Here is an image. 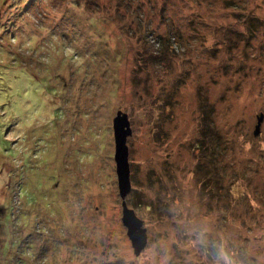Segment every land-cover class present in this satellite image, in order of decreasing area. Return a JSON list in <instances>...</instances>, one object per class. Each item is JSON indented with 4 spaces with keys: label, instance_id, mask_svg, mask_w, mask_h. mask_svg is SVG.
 Wrapping results in <instances>:
<instances>
[{
    "label": "rangeland",
    "instance_id": "374dc122",
    "mask_svg": "<svg viewBox=\"0 0 264 264\" xmlns=\"http://www.w3.org/2000/svg\"><path fill=\"white\" fill-rule=\"evenodd\" d=\"M261 112L264 0H0V264H264Z\"/></svg>",
    "mask_w": 264,
    "mask_h": 264
},
{
    "label": "water",
    "instance_id": "95a60500",
    "mask_svg": "<svg viewBox=\"0 0 264 264\" xmlns=\"http://www.w3.org/2000/svg\"><path fill=\"white\" fill-rule=\"evenodd\" d=\"M264 114L261 112L257 119L254 134L260 132ZM113 131L115 140L114 160L116 162V173L118 179L119 193L122 198V222L127 228V234L131 240L134 252L139 255L146 247L148 241L147 229L143 220L136 214L126 201V196L131 190L129 148L127 137L132 133L128 114L119 110L113 119Z\"/></svg>",
    "mask_w": 264,
    "mask_h": 264
},
{
    "label": "clouds",
    "instance_id": "9594fccd",
    "mask_svg": "<svg viewBox=\"0 0 264 264\" xmlns=\"http://www.w3.org/2000/svg\"><path fill=\"white\" fill-rule=\"evenodd\" d=\"M225 261H226V264H227V257H225Z\"/></svg>",
    "mask_w": 264,
    "mask_h": 264
}]
</instances>
